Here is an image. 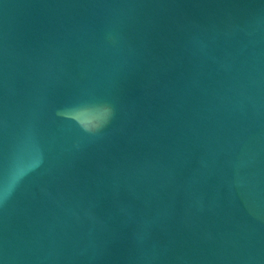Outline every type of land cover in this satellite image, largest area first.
Instances as JSON below:
<instances>
[{"label": "water", "instance_id": "obj_1", "mask_svg": "<svg viewBox=\"0 0 264 264\" xmlns=\"http://www.w3.org/2000/svg\"><path fill=\"white\" fill-rule=\"evenodd\" d=\"M0 264H264V0H0Z\"/></svg>", "mask_w": 264, "mask_h": 264}, {"label": "clouds", "instance_id": "obj_2", "mask_svg": "<svg viewBox=\"0 0 264 264\" xmlns=\"http://www.w3.org/2000/svg\"><path fill=\"white\" fill-rule=\"evenodd\" d=\"M113 115V110L111 107L103 106L100 111L87 118V120H77V123L85 130V131H95L100 127L105 126L111 116Z\"/></svg>", "mask_w": 264, "mask_h": 264}]
</instances>
